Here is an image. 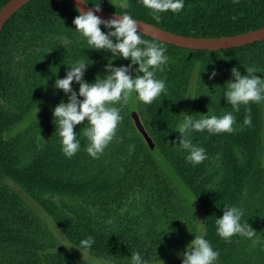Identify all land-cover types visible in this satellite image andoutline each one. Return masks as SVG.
I'll use <instances>...</instances> for the list:
<instances>
[{"label": "trees", "instance_id": "obj_1", "mask_svg": "<svg viewBox=\"0 0 264 264\" xmlns=\"http://www.w3.org/2000/svg\"><path fill=\"white\" fill-rule=\"evenodd\" d=\"M9 1L0 0V10ZM86 1L185 36H232L264 27V0H184L181 12L162 13L159 23L137 0ZM77 9L68 0H33L0 32V264H91L63 251L52 225L75 246L92 236L95 243L88 251L120 264H130L131 252H139L147 263L163 260L183 253L194 239L193 202L203 213L205 238L220 253L217 264H264V101L234 112L223 97L234 66L242 75L245 68L264 71V41L211 52L140 34L167 50L164 71L155 73L165 80L166 91L148 105L137 101L132 106L129 99L99 158L85 151L86 121L76 125L81 147L69 159L55 133L52 110L61 100L67 102L55 80L64 78L67 65L78 59L92 61L84 74L89 83L106 75L110 61L114 66L130 63L106 50L86 49L72 23ZM101 30L108 31L103 25ZM212 71L217 75L209 79ZM193 78L187 114L198 119L233 112L236 118L233 132L191 133L193 143L207 154L195 167L173 146ZM72 88L78 91L79 84L73 81ZM134 110L153 138L154 150L136 129ZM249 114L251 124L245 126ZM32 170L65 190L50 191L31 178ZM226 204L243 209L242 220L256 232L252 239L225 241L216 235L215 219Z\"/></svg>", "mask_w": 264, "mask_h": 264}, {"label": "clouds", "instance_id": "obj_2", "mask_svg": "<svg viewBox=\"0 0 264 264\" xmlns=\"http://www.w3.org/2000/svg\"><path fill=\"white\" fill-rule=\"evenodd\" d=\"M83 2L87 3L86 0ZM137 2L151 10L152 19L157 23L161 20L162 13L178 14L184 8V0H137ZM77 11L79 14L72 23L75 25V31L86 43V49L106 50L111 53V57L130 61L128 65L118 67L110 61L105 65L106 75L103 78L97 75L94 82L89 83L84 80V74L92 61L78 59L70 66L67 65L64 78L55 80L54 87L63 90L67 96V102L61 100L52 110L56 125L55 133L59 137L62 154L70 159L80 150L81 144L77 138L80 133L74 132V127L86 121L83 127V136L86 138L85 151L96 159L113 140L122 121L121 109L128 103L133 93L137 101L148 105L166 91L165 80L156 78L155 73L164 71L169 57L166 55L165 47L142 39L138 32V22L130 15L123 14L117 18L102 20L94 14V11H101L99 5H95L94 11L90 9L83 12L79 8ZM101 25L108 31L103 32ZM134 65L138 67L134 69ZM245 69L246 75H242L234 66L230 70L232 79L224 85L223 97L234 112H238L241 105L247 106L249 103L264 101V78L255 75L256 70L253 68ZM133 71L134 76L131 74ZM216 75L217 73L212 71L209 79ZM73 81L79 84L78 91L72 88ZM117 104L120 107H116ZM235 123L233 112H226L219 117L204 115L198 119L183 113L174 129L180 136L177 138L178 143L173 142V146H178L184 151L186 163L195 167L207 159V154L205 148L193 143L191 133L204 131L209 134L230 133L234 131ZM243 124L245 126L251 124L250 114L245 116ZM243 215L241 207L224 205L223 215L215 219L216 235L225 241H230L233 236L252 239L256 232L248 221L242 220ZM190 232L194 234V239L185 246L181 264H217L220 253L214 250L205 238L206 230L198 228ZM94 243V238L88 236L80 240L78 246L68 243L60 245L69 248L75 246L84 254ZM130 264H147V261L139 252H131Z\"/></svg>", "mask_w": 264, "mask_h": 264}, {"label": "water", "instance_id": "obj_3", "mask_svg": "<svg viewBox=\"0 0 264 264\" xmlns=\"http://www.w3.org/2000/svg\"><path fill=\"white\" fill-rule=\"evenodd\" d=\"M33 0H10L1 10H0V32L3 30L8 21L26 4ZM72 4L82 10L87 12L88 10H93L94 7L90 6L88 3H84L83 0H68ZM87 2V1H86ZM102 20H108L112 18H117L118 15H123L116 12H106L101 10L95 12ZM135 19V18H133ZM138 22V32L140 34L153 38L155 40L164 42L168 45L175 46L178 48H184L194 51H221L233 48H241L247 45H251L258 42L264 41V27L246 32L243 34L232 35V36H222V37H194L180 35L154 24L145 22L143 20L135 19ZM255 75L264 78V71L256 70ZM132 120L135 124L138 132L143 136L146 143L151 150H154L156 145L153 138L148 134L141 117L137 111L131 112ZM264 173V167H263Z\"/></svg>", "mask_w": 264, "mask_h": 264}, {"label": "rangeland", "instance_id": "obj_4", "mask_svg": "<svg viewBox=\"0 0 264 264\" xmlns=\"http://www.w3.org/2000/svg\"><path fill=\"white\" fill-rule=\"evenodd\" d=\"M194 80H195V78L192 79L189 95H191V92H192L193 87L195 85ZM130 99H131V102H132V106H136L137 100L135 99V93L132 94V97H130ZM190 100H191V96L188 97L185 113L187 112ZM168 173L171 174V175H174L172 170H169ZM29 174H30L31 178H33L37 182H42L43 184L48 185L50 191H56V190L63 191V190H65V187L61 183L55 182V181H53V180H51L49 178H46V177L42 176L36 170L30 171ZM172 178H175L179 183H181V181L179 179H177L176 177L172 176ZM181 187H182L181 189H185L184 186L181 185ZM60 197L63 200H66V201L68 200V196L65 195L63 192L60 193ZM192 210H193V215H194L193 223L195 224L196 229L203 228L205 230V223H204L203 213L200 210L199 206L196 203H194V202L192 203ZM51 227L55 231L56 237L58 238V242L60 244L61 243L71 244L70 242H68L64 238V236L62 235L60 230H57L53 225ZM71 245H73V244H71ZM59 247L63 251H66V252L78 257L79 259H82V260H84V261H86L88 263H91V264H120L116 260H111V259H109L107 257H100V256H98V255H96L94 253L89 252V251H85L84 254H83L75 246L69 248V247H66L64 245H61V246L59 245ZM180 257H182V253L181 252L179 254L175 255V256L167 257V258H164L163 260L154 261V262H150V263H147V264H171V263H174L176 260L180 259Z\"/></svg>", "mask_w": 264, "mask_h": 264}]
</instances>
